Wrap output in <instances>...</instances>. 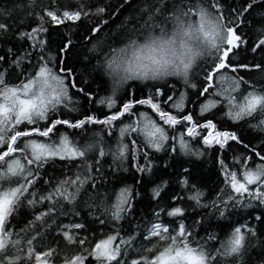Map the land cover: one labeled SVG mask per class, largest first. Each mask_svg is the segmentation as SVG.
Returning <instances> with one entry per match:
<instances>
[{
  "label": "snow or ice",
  "instance_id": "1",
  "mask_svg": "<svg viewBox=\"0 0 264 264\" xmlns=\"http://www.w3.org/2000/svg\"><path fill=\"white\" fill-rule=\"evenodd\" d=\"M132 3L0 8V264H264V0H141L105 33ZM93 72L111 81L107 112L88 110ZM130 81L163 83L138 97ZM96 125L118 128L114 146L86 135ZM158 153L211 155L219 183L205 191L181 164L175 191Z\"/></svg>",
  "mask_w": 264,
  "mask_h": 264
},
{
  "label": "trees",
  "instance_id": "2",
  "mask_svg": "<svg viewBox=\"0 0 264 264\" xmlns=\"http://www.w3.org/2000/svg\"><path fill=\"white\" fill-rule=\"evenodd\" d=\"M102 1L104 2V0H102ZM122 2H123V0H111V3L113 5H119ZM139 4L134 6V7L131 6V7L125 8L126 10L131 12L132 18L130 20H132L133 18H138L137 8L139 7ZM0 7H2V8L3 7H10V0H0ZM88 23L89 22H87V21L84 22V25L82 26V28L77 30L81 35H83L84 31L86 30ZM124 24L127 25L128 27H131V24L128 21ZM120 25L121 24H120L119 19L116 20L115 23H110L109 30H107L106 33H108V32L119 33L120 28L118 29V27H120ZM137 26H139V25H137ZM62 31H64L66 35L68 34L66 29H62ZM73 39H75V37H73ZM85 55H90V54L87 53V50L85 48L77 47L73 51V55L71 57L72 64L77 66V70L80 72H83L85 70L83 67V64L88 63V61H86V60L81 61V59H80L81 57H83ZM242 56H243V54H242ZM246 59H247V61L250 62L252 60V55L248 54ZM92 63H95V61H92ZM88 71L89 72L92 71L91 64H88ZM241 74H245V73L243 71H241ZM90 80L94 81V83L92 84L93 94L97 98V100H96L95 104H92V103L88 104V110L91 111L93 108H105V109H102L104 112L109 111L106 107L101 106L98 102L99 99L111 95V87L107 83L105 76L103 74L93 72L92 76L90 77ZM137 83H139V81ZM153 83H156V82L146 83L145 89H142L141 91L136 89V95L139 97L142 94H145L150 90L154 91V89L151 87ZM78 99H80L83 102L82 97H78ZM118 104H119V98H118ZM141 110H145V109L142 108ZM67 131H69L71 133L72 130H67ZM106 131L107 130L103 126H99V125L90 126V131L87 132L86 135L90 136V135H93V133L105 134ZM76 138L79 139L80 137L77 136ZM105 138H107V137H105ZM196 147H197V145H196ZM157 156L159 158L156 159L155 166H156V169L158 170V172H157L158 177H163L164 179H171L172 184L178 185L175 183V177L179 176V174L183 170L181 168V164H183L184 167H187L190 170H192L194 176L197 178V182L200 185L205 186V188H204L205 191H207L208 186H212V185L217 183L218 165L214 164L213 159L211 158V155H210L211 159H209L210 166L209 165L205 166L204 164L200 163V161H199L200 159L197 157H194V156L189 157V156L180 155V156H178V160L177 159L173 160L170 157L165 156L164 153H158ZM105 159H106L107 163H104L102 161L103 168L106 172H110L111 171L110 166L114 167V165H112V158L110 156H108ZM60 163L63 164L64 162H60ZM165 164L170 165V166L165 168L164 167ZM64 170L67 171V169H64ZM49 171H50V169H49ZM51 171H53V170H51ZM116 177H120L121 180H123V181L128 180V181H126L128 184L134 183V180L130 176H128V174H117V172H115L113 174V177H112L113 185H119L120 186V184H122L116 179ZM182 178L183 177H181V179ZM150 187L151 186L141 189V192L144 195H143V198L138 201V208H137L138 214H141L143 212L144 213L148 212L149 202H148L147 197L150 194ZM143 208L146 209V211H144ZM84 211H87V210L84 209ZM17 224H18V228L19 227H25L26 228L25 217L24 216L18 217Z\"/></svg>",
  "mask_w": 264,
  "mask_h": 264
},
{
  "label": "bare ground",
  "instance_id": "3",
  "mask_svg": "<svg viewBox=\"0 0 264 264\" xmlns=\"http://www.w3.org/2000/svg\"><path fill=\"white\" fill-rule=\"evenodd\" d=\"M99 2H103L102 0H99ZM141 2V0H133V3H132V7H134V6H136V5H138L139 3ZM126 6L124 7V8H128L129 6L127 5V4H125ZM0 8H2V7H0ZM122 12H123V14L122 15H118V14H116V13H113V19L116 21V20H118L119 19V21H120V24H124V23H126L127 21L129 22L130 21V19L132 18V16H131V12L130 11H128V10H121ZM110 23H112V21H110ZM120 27H118V29H119ZM107 30H109V28H106L104 31H105V33L107 32ZM256 59L257 60H259V57H256ZM105 76V75H104ZM105 78H106V81H107V83L110 85V87H111V81H110V79L107 77V76H105ZM138 81H130L129 82V85H130V88L132 89V90H135L136 91V89L137 90H139V91H141L142 89H145V87H146V83H148V82H142V81H139V83H137ZM149 82H151V81H149ZM175 82V81H174ZM156 83H163V82H156ZM180 88H182V83H177V89L179 90ZM121 95L123 96V93H121ZM77 99H78V97H76ZM102 109H105V108H102ZM74 115H76V114H74ZM65 129H61V131H64ZM93 135H90L89 137H92ZM119 136V131H118V128H116V129H113L112 130V135L111 136H108V135H105V137H107V138H105V140L108 142V143H110V144H112L113 146H114V143H115V140H116V138ZM197 147H200L199 145H197ZM111 157V156H110ZM112 158V157H111ZM177 160H178V157L176 158ZM200 160V163H202V164H204L205 166H210V164H209V159H211L210 158V155H207V156H204V157H202V158H199ZM50 171H51V169H50ZM58 174V173H57ZM117 174H128V176H130L131 178H132V176L130 175V173L129 172H117ZM128 178V177H127ZM126 178V179H127ZM133 179V178H132ZM126 181H128V180H125L124 181V183H127ZM217 183H219V180H217ZM120 186L122 187L123 186V184H120ZM172 187H173V190H175V191H180V186H178V185H175V184H172ZM87 210V209H86ZM143 210L144 211H146V209H144L143 208ZM86 212V211H85ZM259 213V210H257V212L255 213V214H258ZM144 214H146V213H141V214H139V215H144ZM245 215H246V213H245ZM61 219H64V221L65 222H67V218H64V217H62ZM249 220H251V217H249ZM94 227H96V226H94Z\"/></svg>",
  "mask_w": 264,
  "mask_h": 264
}]
</instances>
